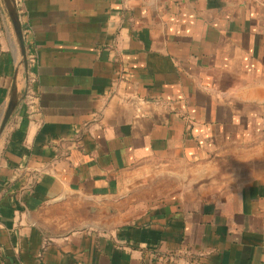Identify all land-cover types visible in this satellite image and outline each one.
<instances>
[{
  "label": "crops",
  "instance_id": "1",
  "mask_svg": "<svg viewBox=\"0 0 264 264\" xmlns=\"http://www.w3.org/2000/svg\"><path fill=\"white\" fill-rule=\"evenodd\" d=\"M0 264H264V0H0Z\"/></svg>",
  "mask_w": 264,
  "mask_h": 264
},
{
  "label": "water",
  "instance_id": "2",
  "mask_svg": "<svg viewBox=\"0 0 264 264\" xmlns=\"http://www.w3.org/2000/svg\"><path fill=\"white\" fill-rule=\"evenodd\" d=\"M12 108H13V107H10V109H9V112H8V117H9V116H10V114H11ZM8 117H7V118H8Z\"/></svg>",
  "mask_w": 264,
  "mask_h": 264
}]
</instances>
